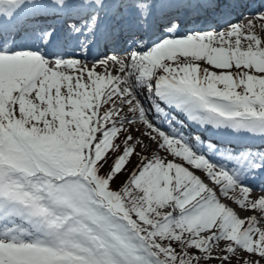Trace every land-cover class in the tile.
I'll use <instances>...</instances> for the list:
<instances>
[{"label":"snow or ice","instance_id":"1","mask_svg":"<svg viewBox=\"0 0 264 264\" xmlns=\"http://www.w3.org/2000/svg\"><path fill=\"white\" fill-rule=\"evenodd\" d=\"M256 4L0 0V264L264 261L256 216L219 198L239 189L241 209L264 213V195L249 198L264 193ZM172 110L232 132L186 137ZM137 119L171 159L130 134L117 143Z\"/></svg>","mask_w":264,"mask_h":264},{"label":"rangeland","instance_id":"2","mask_svg":"<svg viewBox=\"0 0 264 264\" xmlns=\"http://www.w3.org/2000/svg\"><path fill=\"white\" fill-rule=\"evenodd\" d=\"M257 22H259V23H257ZM256 24H257V28L255 29V31L257 32L258 35H261L260 29H259L260 21H256ZM200 67H208V66H206L204 62H200ZM209 69L210 70H213L212 68H209ZM98 71H101L102 72L103 69H98ZM213 71H217V70H213ZM113 74H115V70H113ZM122 114H126L129 117L132 115L131 113H122ZM125 127L128 128L129 131L128 132H125V133H121L120 140H118L117 143H121V145H122V143H123V137L125 135H129L130 134V135H132L134 137L135 140H137V141H143V144L148 145V150H145L143 152H141V148L140 147H137L138 152H140L141 154H143V155H149V156H151L153 154H156V155L161 156L165 160L171 159V157L167 153H165L163 150H155L154 149L153 142H151L150 140H148L147 137H145L143 135L144 129H143V126H142L141 122L138 119L136 120L135 123H132L130 125H125ZM115 155H116L115 152H112L110 154L109 162H111V158H114ZM137 161H138V157L134 155L132 157V164H136ZM132 164H129L128 165V168H131L132 167ZM105 169L108 170L107 165L105 166ZM127 175H128L127 171H125L123 174H121L115 180V182L112 184V187L113 188H116V186L118 184H120L121 181H123L124 178ZM205 182L207 183V181H205ZM236 196L239 197V198H242L241 194L239 193V189L228 193V196L225 197V198L220 197V200H221L222 203L227 204L228 203V198H231V197H235L236 198ZM249 198L251 199V198H254V197H249ZM236 208H237V210L235 208H233V209L237 212V214L240 216V218L247 220V218L249 216H256V218H257V225L256 226L259 227V228H261V229H264V213H260L259 210H255V211H257V213H259V215H258L257 213H255L253 211L251 212V211H248V210H245V209L240 210L238 207H236ZM237 255L243 256V253L238 252ZM210 264H214V262H210ZM234 264H235V262H234ZM261 264H264V261H261Z\"/></svg>","mask_w":264,"mask_h":264},{"label":"trees","instance_id":"3","mask_svg":"<svg viewBox=\"0 0 264 264\" xmlns=\"http://www.w3.org/2000/svg\"><path fill=\"white\" fill-rule=\"evenodd\" d=\"M138 151V150H137ZM104 170H105V168H104Z\"/></svg>","mask_w":264,"mask_h":264}]
</instances>
